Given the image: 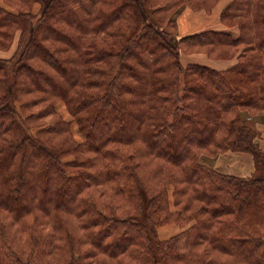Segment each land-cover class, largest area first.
Returning a JSON list of instances; mask_svg holds the SVG:
<instances>
[{
    "label": "trees",
    "instance_id": "obj_1",
    "mask_svg": "<svg viewBox=\"0 0 264 264\" xmlns=\"http://www.w3.org/2000/svg\"><path fill=\"white\" fill-rule=\"evenodd\" d=\"M2 1L0 264H264V0L182 37L180 6L221 0ZM230 150L251 176L210 162Z\"/></svg>",
    "mask_w": 264,
    "mask_h": 264
},
{
    "label": "crops",
    "instance_id": "obj_2",
    "mask_svg": "<svg viewBox=\"0 0 264 264\" xmlns=\"http://www.w3.org/2000/svg\"><path fill=\"white\" fill-rule=\"evenodd\" d=\"M224 1L225 0H221L220 3H218V5L213 9L212 13H207L206 11L193 12L188 6L184 7L180 12L177 21L179 37L197 33L206 29H227V27L223 26V23L220 21V11L225 4H223ZM0 4H3L2 0H0ZM190 55L191 57H185L181 54L180 58L183 65H187V61H189V63H199L218 70H225L237 61L236 58L227 60L212 59L204 53ZM257 129L261 132L260 137L257 138V142H259L260 147L264 149V123H258ZM215 168L225 174L249 177L255 170L254 157L250 153L230 150L218 156L215 162Z\"/></svg>",
    "mask_w": 264,
    "mask_h": 264
},
{
    "label": "rangeland",
    "instance_id": "obj_3",
    "mask_svg": "<svg viewBox=\"0 0 264 264\" xmlns=\"http://www.w3.org/2000/svg\"><path fill=\"white\" fill-rule=\"evenodd\" d=\"M226 1V0H225ZM223 2V4L224 3H226V2ZM224 6V5H223ZM38 7H39V4H37V5H35V10H37L38 9ZM184 7H186L185 5H182V6H180V8L177 10V12H175L174 13V15L172 16V20L175 22V25H176V27L178 28V24H177V21H178V17H179V14H180V12L183 10V8ZM190 9H191V11H193V12H197V11H199V12H202V11H206V10H203V9H201V10H196L195 8H192L191 6H188ZM223 26H225L224 24H223ZM226 27V26H225ZM226 30H229V31H231V32H233V34L234 35H237L239 32H238V30L236 29V28H228L227 27V29H223L222 31H226ZM179 37V36H178ZM12 51L13 50H10V51H0V56H3V57H8V56H10L11 54H12ZM196 53H200V52H194V53H185V52H182L181 54H183L185 57H191V55L190 54H196ZM224 60H227V59H224ZM188 63H189V61H187ZM187 63V64H188ZM183 64V63H182ZM185 65V64H184ZM67 117H69L68 115H67V113L65 114ZM251 122H253L254 123V125L257 127V124L258 123H264V118L263 117H254V119L251 121ZM74 129H75V126H74ZM104 129H106V127L105 128H103V130ZM76 132V131H75ZM260 134H261V132L259 131V137H260ZM76 138L78 139V140H82L83 138H82V136L78 133V131L76 132ZM258 137V138H259ZM222 153H224V152H221L220 154H222ZM219 154V155H220ZM219 155H217L214 159H212V158H210V162H212L213 161V164H214V167H215V162H216V159L218 158V156ZM209 159V158H208ZM204 160H206V161H209V160H207V159H204ZM55 185V183H52V186H54ZM38 191H36V190H34V191H32V193L30 194V198L35 194V193H37ZM46 202H49V198H46ZM171 209L173 210V211H175L176 210V207L174 206V204H173V200H172V198H171ZM188 226V224L187 225H182V224H180V223H178V222H174V221H172V222H167V223H162V224H160V225H158L157 227H156V235H157V237L160 239V240H166V239H169L170 237H172V236H174V235H176V234H178V233H180L182 230H184L186 227Z\"/></svg>",
    "mask_w": 264,
    "mask_h": 264
}]
</instances>
